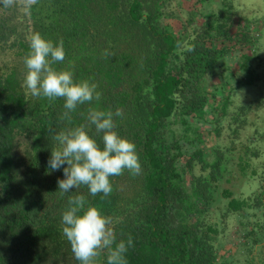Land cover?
<instances>
[{"label":"trees","instance_id":"trees-1","mask_svg":"<svg viewBox=\"0 0 264 264\" xmlns=\"http://www.w3.org/2000/svg\"><path fill=\"white\" fill-rule=\"evenodd\" d=\"M214 1L0 6V264H79L60 221L75 195L99 208L119 239H133L128 264H264V181L252 199L234 190L264 172V135L254 149L244 134L249 125L259 133L264 42L234 20L231 0ZM34 32L63 44L57 70L97 85L99 100L78 106L71 122L63 98L34 97L25 86ZM90 108L122 113L115 130L136 144L142 165L113 177L107 197L84 186L62 193L63 171L48 168L53 137L87 124ZM220 197L228 201L216 208ZM251 210L262 217L249 220ZM232 217L237 242L226 240Z\"/></svg>","mask_w":264,"mask_h":264},{"label":"clouds","instance_id":"clouds-1","mask_svg":"<svg viewBox=\"0 0 264 264\" xmlns=\"http://www.w3.org/2000/svg\"><path fill=\"white\" fill-rule=\"evenodd\" d=\"M13 3L14 0H0L3 7H11ZM29 48L24 58V83L32 96L50 100L63 98L62 118L69 122L78 106L99 100L95 83L77 80L71 70H57L53 66L65 60L62 43H54L34 32L29 38ZM121 115L119 110L113 113L90 108L87 124L69 126L53 137L59 147L51 150L48 168L63 171L57 190L67 194L84 186L91 197L98 194L107 197L113 191V177L126 170L141 171L136 144L115 130V118ZM60 221L62 233L79 264H96L102 253H106L104 264H128L126 254L134 246L133 239L130 236L127 240L119 239L109 218L84 195L69 198Z\"/></svg>","mask_w":264,"mask_h":264},{"label":"rangeland","instance_id":"rangeland-1","mask_svg":"<svg viewBox=\"0 0 264 264\" xmlns=\"http://www.w3.org/2000/svg\"><path fill=\"white\" fill-rule=\"evenodd\" d=\"M193 1L194 0H183V3L186 7H189L193 4ZM218 1V0H217ZM221 1L223 0H219L217 2V7H219L221 5ZM215 4V2L213 3V5ZM210 6V5H208ZM232 9H233V17H234V20L235 21H247L252 27H254L255 29V32H258V37L260 38V40H262L264 42V30H261L262 28V20L264 18V13L259 11V12H254L255 9H248V10H244L242 8V6H238L237 7V10L238 11H234V6H231ZM214 8V7H212ZM210 9V8H208ZM262 10L264 9V7L261 8ZM256 16L254 18V23L255 25H252L249 21V19L247 17H252V16ZM229 62H231L232 64H237L238 63V60L236 59V57H231V55L229 56ZM261 116H262V120H264V106L260 108L259 110V116L256 120L257 122V127L261 128V130H259V133H257L256 135H254V132H255V129L254 127L250 128V125L248 126V130L244 133V134H248V145L254 149H260L263 144L261 146H258V137L259 135L262 133H264V123L262 124V120H261ZM262 124V126H261ZM211 139V138H209ZM252 140V141H251ZM251 144V145H250ZM259 167H261L259 165ZM239 171V170H238ZM237 171V172H238ZM261 174V173H260ZM258 174L257 177H253V179L248 182L245 180L243 181H238L237 182V185L238 186H234V190L237 191V194L239 195L240 193H242L243 197L244 198H254L255 197V194L258 193L259 191V188H260V185L262 184L261 182L264 181V175H260ZM220 200L215 204L216 208L218 207V205L220 207H224L225 206V203L226 201H228L227 199L225 198H219ZM250 213H248V215H252L253 218L251 217L249 220L255 222L256 218L259 217L261 218L262 217V214L261 213H258L256 211H249ZM246 218V217H245ZM238 221L239 219H236V218H231L230 219V223H229V228H228V231H227V234H226V240L227 242H231V241H234V242H237V241H240L241 240V236H242V232H238ZM224 241V240H223Z\"/></svg>","mask_w":264,"mask_h":264},{"label":"crops","instance_id":"crops-1","mask_svg":"<svg viewBox=\"0 0 264 264\" xmlns=\"http://www.w3.org/2000/svg\"><path fill=\"white\" fill-rule=\"evenodd\" d=\"M219 1V0H218ZM217 0H215L214 2H215V6H217V2H218ZM231 3H232V6H234V11H238L237 10V7L240 5V6H242V8L245 10H248V9H255V11L254 12H259V11H261V12H263L264 13V9L262 10L261 8L262 7H264V0H231ZM256 16H250V17H247L248 19H249V21H250V23L252 24V25H255V23L253 22L254 21V18H255ZM248 21V20H247ZM261 25H262V28H261V30H264V18H263V20H262V23H261ZM264 123V120H262V124ZM262 124H261V126H262ZM258 128V127H257ZM261 128L262 127H260V128H258L259 130H261ZM264 135V133H262L261 132V134L259 135V137L261 136V135ZM259 141H261V140H259ZM264 167V166H263ZM262 173H264L263 172V168H262V170H261V174Z\"/></svg>","mask_w":264,"mask_h":264}]
</instances>
